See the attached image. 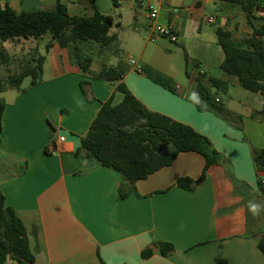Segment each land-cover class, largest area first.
Instances as JSON below:
<instances>
[{
	"label": "crops",
	"instance_id": "0c3cea01",
	"mask_svg": "<svg viewBox=\"0 0 264 264\" xmlns=\"http://www.w3.org/2000/svg\"><path fill=\"white\" fill-rule=\"evenodd\" d=\"M61 1L70 15L94 14L89 0ZM94 1L101 13L113 18L110 33L117 36V42L93 60L91 69L98 71L106 64L122 70L123 82L149 110L208 137L229 160L235 177L250 185L258 203L264 205L259 185L264 172L255 167L257 150L247 139L244 119L264 127V99L259 93L240 90L237 78L221 69L225 55L216 35L218 28L230 31L237 42L252 35L245 12L217 0H124L118 6L112 0ZM260 3L264 6V0ZM56 4L57 0H0V7L9 5L18 13L53 10ZM149 4L159 8L158 23L173 25L179 35L177 43L195 57L176 65V52L163 39L149 41L153 32ZM208 9L218 15L208 16ZM263 18L264 9L254 12L255 27H260ZM207 22L217 27L211 30ZM127 26L132 30H125ZM46 37H51L48 43ZM6 42L11 45L7 51L11 58L20 53L27 60L24 67L44 58L39 85L5 87L0 92L6 104L0 190L27 229L35 264H264L258 237L249 230V208L234 195L223 166L212 165L195 190L181 188L179 178L197 180L205 166L201 154L183 152L170 166L139 180L135 193L121 199L122 174L76 154L80 138L88 133L102 104L111 97L114 105L122 102L117 83L111 85L82 72L72 46H60L50 34ZM198 49L202 56L196 53ZM130 58L143 70L150 68L172 79L175 91L137 72ZM196 58L205 70L197 78L198 69L192 66ZM26 79L30 84L31 79ZM198 79L216 95L218 104L241 121L221 118L198 92ZM81 81L91 83L93 100L84 95ZM221 92L228 94L226 99ZM60 136H65V142L48 154L47 145ZM157 241L172 244L174 254L163 256L154 246ZM151 247L154 254L143 258L142 251ZM5 264L18 263L9 258Z\"/></svg>",
	"mask_w": 264,
	"mask_h": 264
},
{
	"label": "trees",
	"instance_id": "16d2710c",
	"mask_svg": "<svg viewBox=\"0 0 264 264\" xmlns=\"http://www.w3.org/2000/svg\"><path fill=\"white\" fill-rule=\"evenodd\" d=\"M94 8L92 16L70 15L67 6L57 0L53 10H36L18 13L9 5L0 7V39L4 42L21 39H40L50 34L62 47L72 46L77 64L82 72L94 78L117 83L116 90L123 94L121 103L114 105L113 97L102 104L93 120L88 133L81 137L77 156L86 160H96L101 166L116 170L123 176L119 187V197L127 198L135 193L139 180L146 179L164 167L170 166L183 152H197L205 159V166L199 179L179 178L177 185L187 190H195L207 177L212 165H221L234 185V193L244 200L253 197L257 192L247 183L238 180L229 160L219 152L212 141L193 127L175 121L172 118L149 110L123 82L125 73L113 66L102 64L98 71L91 69L93 59L85 54V48L97 43L101 51L113 48L117 36L110 33L113 18L101 13L94 0H89ZM124 0H112L114 6ZM239 6L245 12L249 24L253 27L252 35L242 42L233 39L230 31L218 28V44L224 52L221 69L237 78L239 85L250 92L259 93L264 99V18L260 27L253 24L254 12L264 9L260 0H217ZM262 6V7H261ZM51 44L49 45V47ZM11 56L0 48V65L8 64ZM44 58L34 66H25L19 74L8 79L10 87L21 88L24 80L30 78V86L41 83ZM156 83L175 91V84L169 77L150 68L143 70ZM198 79L197 90L209 101L225 120L239 119L216 101V95L206 88ZM217 84V80L213 81ZM81 89L88 100L94 97L90 91L91 83L81 81ZM5 89L0 80V92ZM226 92V89L223 90ZM5 102L0 99V147L2 117ZM264 113V106L262 108ZM51 132L54 126L49 122ZM46 152L50 154L47 150ZM254 163L258 171L264 172V149L255 151ZM262 190V181L259 180ZM163 256L174 254L175 247L167 242L154 243ZM259 249L264 254V235L258 238ZM154 254V248L142 251L143 258ZM11 258L18 264H35L27 229L15 211L6 205V198L0 190V264Z\"/></svg>",
	"mask_w": 264,
	"mask_h": 264
},
{
	"label": "rangeland",
	"instance_id": "374dc122",
	"mask_svg": "<svg viewBox=\"0 0 264 264\" xmlns=\"http://www.w3.org/2000/svg\"><path fill=\"white\" fill-rule=\"evenodd\" d=\"M207 15L211 16V15H218L216 10H212V9H208L207 10ZM165 25V24H163ZM205 26H207V28H210L211 30H214L217 25L216 24H210V23H205ZM125 30H132V28L130 26H127L125 28ZM141 30H147V29H141ZM152 30V28L150 29ZM51 40V37H46L45 41L48 43ZM157 42V41H156ZM162 42H165L167 47L171 50V51H175L176 52V59L174 61V63L176 65L180 64L182 65L183 63H186V59L188 60V57H195L193 53H189L187 51L186 48L183 47V45L178 44V43H172L169 40L163 39ZM153 43V42H152ZM151 43V44H152ZM240 43V41H239ZM10 44L9 42H4L0 39V48L5 49L6 51L10 52ZM14 46H17L16 44H14ZM18 48V46H17ZM108 50V49H106ZM101 52H104L103 55H105L106 51H101L100 46L97 43H93V45L88 46V48H85V54L89 55L93 60L96 61V59H100L101 56ZM197 54H200L201 56L203 55V52L198 49L196 51ZM21 56H23L22 54H16L12 56V60L11 62H9L8 64H2L0 65V79L2 81V83L4 84L5 87H10L9 83H8V79L11 75L13 74H18L23 68L24 66L23 63L26 62L27 60H23L21 59ZM197 60H194L193 63V67H197L198 68H202V62L200 60H198V58H196ZM191 66V65H190ZM194 77H199V75H194ZM29 84L28 79H26L22 86L26 87ZM240 90H242L243 92H246L245 89L240 87ZM221 97L223 99H226L228 94L225 93H220ZM232 97L236 100L237 99V95L232 93ZM221 117V116H220ZM222 118V117H221ZM245 119V132L247 135V139L251 142V145L254 149L259 150V149H264V127L261 125L256 124L255 122H253L252 120L249 119ZM236 121H238L236 119ZM241 121V117H239V122ZM236 195V194H234ZM238 197H240L245 203V205H249L250 201L253 202H257L258 201L256 199H254L253 197L251 198H247V200H244L240 195H236ZM249 208V207H248ZM250 213V226H249V230L251 231L252 234L256 235L258 238L262 237L264 235V212L262 211L258 216H253L252 213L249 211Z\"/></svg>",
	"mask_w": 264,
	"mask_h": 264
},
{
	"label": "built area",
	"instance_id": "2783aa9c",
	"mask_svg": "<svg viewBox=\"0 0 264 264\" xmlns=\"http://www.w3.org/2000/svg\"><path fill=\"white\" fill-rule=\"evenodd\" d=\"M161 1H167V0H161ZM148 16L149 19L152 22V30L153 32L151 33L149 37L150 42H156L160 39H167L172 43H177L179 35L177 33V30L175 27L171 24L169 25H161L158 23V16H159V8L156 7L154 4H149L148 6ZM209 22L213 23L214 20L213 18L209 19ZM130 63L136 68V71L139 73L143 72V68L139 65H137V62L134 58L129 59ZM198 75H203L205 74L204 69L198 68ZM65 142V136H60L58 137L57 140H52L48 145L46 150L51 154L55 153L58 149V147ZM262 186L264 187V180H262Z\"/></svg>",
	"mask_w": 264,
	"mask_h": 264
},
{
	"label": "clouds",
	"instance_id": "9594fccd",
	"mask_svg": "<svg viewBox=\"0 0 264 264\" xmlns=\"http://www.w3.org/2000/svg\"><path fill=\"white\" fill-rule=\"evenodd\" d=\"M248 207L253 216H258L262 211H264V205L257 202L250 201Z\"/></svg>",
	"mask_w": 264,
	"mask_h": 264
}]
</instances>
